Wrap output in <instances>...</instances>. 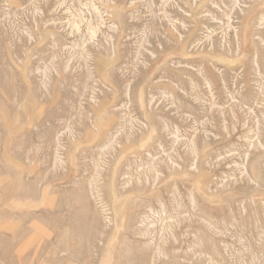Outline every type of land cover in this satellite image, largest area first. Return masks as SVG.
Instances as JSON below:
<instances>
[{
	"label": "rangeland",
	"instance_id": "obj_1",
	"mask_svg": "<svg viewBox=\"0 0 264 264\" xmlns=\"http://www.w3.org/2000/svg\"><path fill=\"white\" fill-rule=\"evenodd\" d=\"M262 22L264 0H0V250L264 264Z\"/></svg>",
	"mask_w": 264,
	"mask_h": 264
},
{
	"label": "bare ground",
	"instance_id": "obj_2",
	"mask_svg": "<svg viewBox=\"0 0 264 264\" xmlns=\"http://www.w3.org/2000/svg\"><path fill=\"white\" fill-rule=\"evenodd\" d=\"M263 23V22H262ZM264 24V23H263ZM3 118H5L4 117V115H3ZM19 178V177H18ZM28 179V178H27ZM3 180V179H2ZM18 184V183H17ZM16 185V184H15ZM14 185V186H15ZM19 185V184H18ZM10 186H11V184H10ZM6 188V187H5ZM20 188V187H19ZM26 188V187H25ZM22 189V188H21ZM31 189V188H30ZM17 190V189H16ZM28 190V189H27ZM2 191V190H1ZM20 191V190H19ZM35 191V190H34ZM21 192V191H20ZM10 193V192H9ZM22 193V192H21ZM36 193V192H35ZM38 193V192H37ZM16 195H17V192L15 193ZM33 196V195H32ZM98 197V196H97ZM96 197V198H97ZM93 199V198H92ZM98 199V198H97ZM94 200V199H93ZM80 203V202H79ZM97 203V202H96ZM97 206V205H96ZM151 211V210H150ZM53 215H55V214H53ZM7 218V217H6ZM56 220V219H55ZM36 221V220H35ZM48 221V220H47ZM57 221V220H56ZM34 223V222H33ZM40 223V222H39ZM54 223V222H53ZM45 224V223H44ZM76 224V223H75ZM143 224V223H142ZM61 225V224H60ZM63 225V224H62ZM97 226V225H96ZM141 226V225H140ZM48 227V226H47ZM54 228V227H53ZM52 233V232H51ZM64 233V232H63ZM39 234V233H38ZM70 235H71V233H69ZM54 235V234H53ZM61 235H63V234H60V236ZM45 236V235H44ZM65 236V235H64ZM66 236H67V234H66ZM28 236H26V238H27ZM35 237V236H34ZM46 238L47 237H50V236H45ZM45 238V239H46ZM86 238V237H85ZM28 239H30V236H29V238ZM66 239V238H65ZM69 239V238H68ZM17 240V239H16ZM29 241H31V239L30 240H28V242ZM42 241H43V239H42ZM25 242V241H24ZM47 242V241H46ZM31 243V242H30ZM87 243V242H86ZM29 244V243H28ZM147 244V243H146ZM30 245V244H29ZM41 245V244H40ZM45 245V244H44ZM142 245V244H141ZM19 247V246H18ZM26 247V246H25ZM24 247V249L25 250H27V247L25 248ZM1 248V247H0ZM2 248H3V250L1 251L0 250V262H2V264H20L21 262V260L20 259H18V257L19 258H21L20 257V255H21V253H20V251L18 252V254H20L19 256H16L17 258H15L14 256L12 257V255H11V253H10V244H8L7 243V241H3L2 242ZM125 248V247H124ZM128 248V247H127ZM131 248V247H130ZM34 249V248H33ZM39 249V248H38ZM50 249V248H49ZM18 250V249H17ZM16 250V251H17ZM23 250V249H22ZM41 250V249H40ZM15 251V250H14ZM29 251V250H28ZM28 251H25V252H28ZM49 251V250H48ZM47 251V252H48ZM145 251V250H144ZM24 252V253H25ZM46 252V251H45ZM41 253V252H40ZM44 253V252H43ZM50 253V252H49ZM126 253V252H125ZM15 254V253H14ZM23 254V253H22ZM26 254V253H25ZM24 255V254H23ZM48 256H50V255H48ZM55 256H56V254H55ZM54 256V257H55ZM34 257H36V254H35V256ZM34 257H33V259H34ZM79 257V256H78ZM131 257V256H130ZM40 258V257H39ZM50 258V257H49ZM140 260H142V259H140ZM29 261V260H28ZM33 261V260H32ZM31 261V262H32ZM24 262V261H23ZM38 262V261H37ZM47 262V261H46ZM50 263H51V261H49ZM44 263H45V260H44ZM32 264H33V262H32ZM37 264V263H36ZM135 264V263H134Z\"/></svg>",
	"mask_w": 264,
	"mask_h": 264
}]
</instances>
